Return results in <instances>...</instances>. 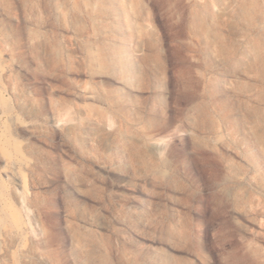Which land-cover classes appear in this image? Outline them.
<instances>
[{
    "label": "rangeland",
    "instance_id": "1",
    "mask_svg": "<svg viewBox=\"0 0 264 264\" xmlns=\"http://www.w3.org/2000/svg\"><path fill=\"white\" fill-rule=\"evenodd\" d=\"M0 264H264V0H0Z\"/></svg>",
    "mask_w": 264,
    "mask_h": 264
},
{
    "label": "bare ground",
    "instance_id": "2",
    "mask_svg": "<svg viewBox=\"0 0 264 264\" xmlns=\"http://www.w3.org/2000/svg\"><path fill=\"white\" fill-rule=\"evenodd\" d=\"M105 66L107 67V65H105ZM107 68H109V66Z\"/></svg>",
    "mask_w": 264,
    "mask_h": 264
}]
</instances>
